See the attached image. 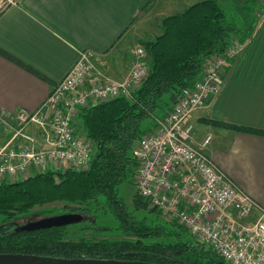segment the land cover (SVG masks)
<instances>
[{"label": "trees", "instance_id": "16d2710c", "mask_svg": "<svg viewBox=\"0 0 264 264\" xmlns=\"http://www.w3.org/2000/svg\"><path fill=\"white\" fill-rule=\"evenodd\" d=\"M229 1L232 8L223 7L218 0H198L164 16L160 32L140 42L147 53L148 73L131 97L120 95L78 108L77 123L94 145L87 168H49L19 181H0V252L159 264H225L210 246L186 239L183 231L174 227L176 223L173 227L159 225L129 209L119 193V185L133 180L137 161L132 149L152 127L153 117L168 111L179 91L193 85L201 74L204 59L219 54L227 57V63L232 58L227 56V48L251 39L264 14V5L261 0ZM0 54L47 81L4 50L0 49ZM200 120L264 135L263 129L204 117ZM54 201L66 203L58 213L84 214V224L95 232L101 227L94 212L104 209L115 222L113 229L135 238L92 240L82 236L73 240L68 238L67 225L36 230L16 227V215ZM133 201L136 210L148 206L138 194Z\"/></svg>", "mask_w": 264, "mask_h": 264}, {"label": "built area", "instance_id": "2783aa9c", "mask_svg": "<svg viewBox=\"0 0 264 264\" xmlns=\"http://www.w3.org/2000/svg\"><path fill=\"white\" fill-rule=\"evenodd\" d=\"M241 50L235 42L226 54L235 57ZM226 58L206 57L193 85L179 91L168 111L153 117L152 127L132 149L137 161L135 185L148 206L177 220L225 264H264V207L205 152L210 135L200 144L194 142V125L188 120L192 111L205 107L220 92ZM96 62L89 52L81 51L38 109L0 115V123L11 130L8 140L0 144V181L40 164L88 167L93 149L77 129L78 108L91 100L131 97L148 73L147 53L141 45L122 79L101 73ZM30 125L37 127L34 132L26 129Z\"/></svg>", "mask_w": 264, "mask_h": 264}, {"label": "crops", "instance_id": "0c3cea01", "mask_svg": "<svg viewBox=\"0 0 264 264\" xmlns=\"http://www.w3.org/2000/svg\"><path fill=\"white\" fill-rule=\"evenodd\" d=\"M195 1H10L0 9V49L38 71L47 81L0 54V115L8 117L19 109H38L81 51L97 59L101 73L122 79L134 60L132 54L127 61L126 53L131 55L130 46L141 45L144 39L140 31L149 20L159 16L156 26L160 32L161 19L169 11L183 10ZM221 76L220 92L188 116L194 125L192 138L200 144L210 135L205 152L240 189L264 207V135L200 120L204 117L264 130V14L251 39L224 65ZM26 129L35 130L32 126ZM10 135V127L0 123V144Z\"/></svg>", "mask_w": 264, "mask_h": 264}, {"label": "rangeland", "instance_id": "374dc122", "mask_svg": "<svg viewBox=\"0 0 264 264\" xmlns=\"http://www.w3.org/2000/svg\"><path fill=\"white\" fill-rule=\"evenodd\" d=\"M10 1H12V0H0V9L3 8L6 4H8ZM218 2L223 7L232 8L231 2L229 0H218ZM180 10L181 9H176L174 11H169V13L170 14L175 13V12H178ZM158 17H152L149 20V22L146 24L147 27L144 30L140 31L141 39L152 38L157 32H159L157 29V26H156V23L159 24V22H158L159 18ZM154 24H155V27H154ZM159 30H160V27H159ZM135 45H136V43H135ZM132 46H130V48L132 49L131 55H129L128 52L126 53L127 61L129 60V56H132V54L134 56L133 49H136V47L133 48ZM95 103H96L95 100H91L89 104H95ZM161 114H162V112L160 111L158 113V116H161ZM146 124H147V121H145L143 123V126H146ZM30 126L34 127L35 130L37 128L35 125H30ZM77 129L79 132H81L83 134V132L81 131V128L78 124H77ZM87 142L89 143L90 146H92V149L94 150L93 142L91 140H88ZM63 167H65L64 164L52 165V166L51 165L49 166L48 164H40L34 168L28 169L24 174H16L13 177H10V178L4 179V180H6L8 182L19 181V180L24 179L27 176L33 175V174L38 173V172L45 171L49 168L56 169V168H63ZM119 193L124 198V201H125L126 205L128 206V208L133 209L135 211V213L136 214L138 213V215L140 217L146 216L147 219H149V220L152 219L153 223H159V225H165V226H169V227H173L174 226L173 224L176 223L177 227L176 226H174V227L177 229L179 228L181 230V232L183 231L182 235L186 239H188L192 242L202 243L197 237L193 236L188 231L184 230V228H182V225L177 220L170 219L167 215H165L161 211L154 208L155 211L149 212L148 210L151 208L150 206H147L145 209L143 208L140 210H136V208L134 206V201H133L137 195V190H136V185H135V174L133 176L132 181H126V182H123L119 185ZM64 205H66V203L59 202V201H54V202H50V203L43 204V205H35L31 209H29L28 211L16 215V218H15L16 227L23 226L29 222H33V221L39 220V219L44 218V217L59 214L58 210L61 209ZM70 205L73 206L75 204H70ZM91 206L93 207L94 204ZM74 213H78V212H74ZM94 214L97 216L98 226L101 227L99 231H97V232L91 231L89 229V227L84 224L87 222H85L83 219L79 223L67 225L68 226L67 227L68 238L73 239V240H77L79 237H82V236L86 237L88 239H92V240H98L101 238H112V239L135 238L133 236L122 235L119 233V231L113 229L112 227L116 226L115 222L111 218L110 214H108L104 209H100V210H98V212H94ZM180 225H181V227H180Z\"/></svg>", "mask_w": 264, "mask_h": 264}, {"label": "water", "instance_id": "95a60500", "mask_svg": "<svg viewBox=\"0 0 264 264\" xmlns=\"http://www.w3.org/2000/svg\"><path fill=\"white\" fill-rule=\"evenodd\" d=\"M83 215L74 212L59 213L29 222L20 229L36 230L79 223ZM0 264H159L145 261L94 258H59L29 253L0 252Z\"/></svg>", "mask_w": 264, "mask_h": 264}, {"label": "flooded vegetation", "instance_id": "af4514ba", "mask_svg": "<svg viewBox=\"0 0 264 264\" xmlns=\"http://www.w3.org/2000/svg\"><path fill=\"white\" fill-rule=\"evenodd\" d=\"M73 212H76V211H73ZM83 215V218L85 219L86 218V216L84 215V214H82Z\"/></svg>", "mask_w": 264, "mask_h": 264}]
</instances>
